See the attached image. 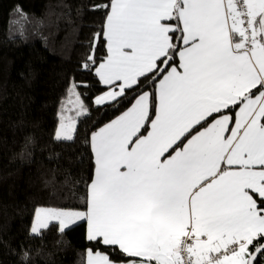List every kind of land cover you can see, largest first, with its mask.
Returning <instances> with one entry per match:
<instances>
[{"label":"snow or ice","instance_id":"obj_1","mask_svg":"<svg viewBox=\"0 0 264 264\" xmlns=\"http://www.w3.org/2000/svg\"><path fill=\"white\" fill-rule=\"evenodd\" d=\"M91 10L103 13L80 65L92 81L66 90L54 139L74 141L92 106L118 115L88 138L83 207H36L30 235L82 224L86 264H264V0Z\"/></svg>","mask_w":264,"mask_h":264},{"label":"trees","instance_id":"obj_2","mask_svg":"<svg viewBox=\"0 0 264 264\" xmlns=\"http://www.w3.org/2000/svg\"><path fill=\"white\" fill-rule=\"evenodd\" d=\"M94 2L0 0V264H86L93 247L82 224L63 234L51 228L43 238L30 228L36 207H83L94 172L88 138L118 115L92 106L79 118L74 141L54 139L66 90L92 81L80 65L103 23ZM17 6L29 26L15 23ZM94 94L85 93L87 104ZM26 141L30 155L22 157Z\"/></svg>","mask_w":264,"mask_h":264},{"label":"rangeland","instance_id":"obj_3","mask_svg":"<svg viewBox=\"0 0 264 264\" xmlns=\"http://www.w3.org/2000/svg\"><path fill=\"white\" fill-rule=\"evenodd\" d=\"M66 104H67V101H65L64 105L62 106V109L66 106ZM62 109H61V111H62ZM61 111H60V113H61ZM59 118H60V114H59ZM57 130H58V128H57ZM57 130H56V132H57Z\"/></svg>","mask_w":264,"mask_h":264}]
</instances>
